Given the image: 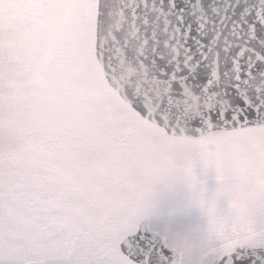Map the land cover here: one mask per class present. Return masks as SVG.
Returning <instances> with one entry per match:
<instances>
[{
	"label": "snow or ice",
	"instance_id": "1",
	"mask_svg": "<svg viewBox=\"0 0 264 264\" xmlns=\"http://www.w3.org/2000/svg\"><path fill=\"white\" fill-rule=\"evenodd\" d=\"M0 264H264V0H0Z\"/></svg>",
	"mask_w": 264,
	"mask_h": 264
},
{
	"label": "rangeland",
	"instance_id": "2",
	"mask_svg": "<svg viewBox=\"0 0 264 264\" xmlns=\"http://www.w3.org/2000/svg\"><path fill=\"white\" fill-rule=\"evenodd\" d=\"M52 12H53L51 16L52 24L50 25V27L52 31L55 33V38L58 40H63L65 38L63 33V23L65 17L63 16V12L60 9H53ZM82 27L87 29V25H82ZM29 43H31V41H29ZM148 143L152 145L154 148L160 149L162 142L159 139L150 138ZM195 220H196V216L192 218V222L194 223Z\"/></svg>",
	"mask_w": 264,
	"mask_h": 264
},
{
	"label": "water",
	"instance_id": "3",
	"mask_svg": "<svg viewBox=\"0 0 264 264\" xmlns=\"http://www.w3.org/2000/svg\"><path fill=\"white\" fill-rule=\"evenodd\" d=\"M127 72H133L134 70L132 68H129L126 70Z\"/></svg>",
	"mask_w": 264,
	"mask_h": 264
}]
</instances>
